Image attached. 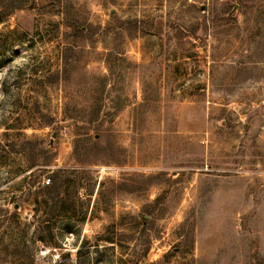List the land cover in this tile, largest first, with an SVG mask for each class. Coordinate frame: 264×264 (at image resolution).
<instances>
[{
    "label": "rangeland",
    "instance_id": "obj_1",
    "mask_svg": "<svg viewBox=\"0 0 264 264\" xmlns=\"http://www.w3.org/2000/svg\"><path fill=\"white\" fill-rule=\"evenodd\" d=\"M0 16V264H264V0Z\"/></svg>",
    "mask_w": 264,
    "mask_h": 264
},
{
    "label": "trees",
    "instance_id": "obj_2",
    "mask_svg": "<svg viewBox=\"0 0 264 264\" xmlns=\"http://www.w3.org/2000/svg\"><path fill=\"white\" fill-rule=\"evenodd\" d=\"M0 21H1V16H0ZM50 182V181H49ZM67 182V181H66ZM63 183H65V181H52L51 182V184H48V185H45V188L48 190V191H59L60 190V188H61V186H62V184ZM48 198L50 199V197H47V200H45L44 202L46 203V205H47V207L49 208V200H48ZM59 201H60V203L62 204V205H64V203H65V200H64V198L63 197H61L60 199H59ZM48 210V209H47ZM48 218V217H47ZM49 220V219H48ZM47 220V223H46V225H45V230L47 231V233H48V238H52V234H51V230H50V225H51V223H50V220L48 221ZM143 220L144 221H146V217L145 216H143ZM107 229H109V228H107ZM96 238L98 239V240H100V241H104V242H107V243H109V244H115V243H117V241H115V239H114V237L113 236H105L104 237V235H97L96 236ZM39 240L40 241H46L45 239H44V237L41 235V236H39ZM49 240H51V239H49ZM88 241H85V243H87ZM81 250H82V247H81V245L77 248V250H76V254L77 255H79L80 253H81ZM147 250V249H146ZM121 261L123 260V259H120Z\"/></svg>",
    "mask_w": 264,
    "mask_h": 264
},
{
    "label": "water",
    "instance_id": "obj_3",
    "mask_svg": "<svg viewBox=\"0 0 264 264\" xmlns=\"http://www.w3.org/2000/svg\"><path fill=\"white\" fill-rule=\"evenodd\" d=\"M53 136H55V133H53Z\"/></svg>",
    "mask_w": 264,
    "mask_h": 264
},
{
    "label": "built area",
    "instance_id": "obj_4",
    "mask_svg": "<svg viewBox=\"0 0 264 264\" xmlns=\"http://www.w3.org/2000/svg\"><path fill=\"white\" fill-rule=\"evenodd\" d=\"M49 181H46V183H48Z\"/></svg>",
    "mask_w": 264,
    "mask_h": 264
}]
</instances>
